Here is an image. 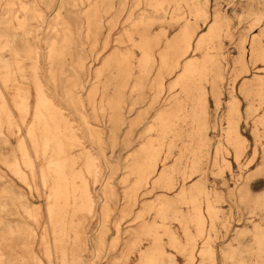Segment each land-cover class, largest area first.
<instances>
[{
  "label": "rangeland",
  "instance_id": "rangeland-1",
  "mask_svg": "<svg viewBox=\"0 0 264 264\" xmlns=\"http://www.w3.org/2000/svg\"><path fill=\"white\" fill-rule=\"evenodd\" d=\"M194 3L203 14H193L190 6ZM174 6H166L163 17L157 18L149 0H125L123 5L120 0H0V53L5 60H10L14 51L19 54L25 79L18 71L15 79L30 93L25 123L11 96L8 102L14 125L3 122L1 127L0 254L6 257L0 264H8L10 257L16 264L264 262L248 250L254 244L253 225L264 229V125L260 123L264 118V93L262 97L257 93L261 83L264 89V71L259 70L264 66L255 56L264 50V0H186L176 9ZM185 20H191V31L197 30L204 37L210 28L218 27L219 35L207 52L217 57L222 78L212 85L215 75L210 74L204 82L209 146L201 157V171L186 179L191 173L195 147L189 145L198 137L193 136L191 121L182 120L181 132L170 134L168 140L175 147L161 150L156 173L147 184L139 186L133 163L148 155L143 151L150 141L158 148L163 135L160 111L181 91L180 87L171 88L182 69H164L160 53L165 44L182 39ZM143 30L150 32L152 41L159 39V46L152 42L154 58L146 70L141 67ZM54 42L56 53L51 65L48 51ZM5 45L8 46L2 50ZM29 49L37 52V73L46 94L61 109L62 118L75 135L77 143L71 150L75 169L88 179L94 199L92 213L72 217L73 210L70 211L68 222L73 218L81 243L77 255H73L76 249L71 242L75 236L69 233L64 259L53 248V227L46 213L49 189L38 175L43 162L34 155L26 137L36 101L32 81L35 55L29 58ZM169 53L173 63L180 60L184 64L193 57L190 53L182 56L181 49ZM203 54L197 53L194 59L201 60ZM120 60L124 64L118 66ZM127 61L134 77L127 74ZM255 75L263 82L254 79ZM136 79L143 87L135 89ZM0 88L5 94L1 81ZM8 89L10 95H15L13 83ZM233 102L240 112L233 119L244 144L239 161L226 135ZM21 140L34 164V174L23 163ZM86 151L95 159L96 179L87 173ZM166 156L168 159L161 161ZM178 159L182 163L173 174L175 188L170 191L165 183L157 181L161 170ZM14 163L23 173L21 177L11 170ZM196 182L202 183L206 194L180 199L182 187L189 189ZM23 203H27L30 213ZM210 206L216 215L209 211ZM198 217L204 225L198 226ZM143 224L152 228L144 230ZM28 231L35 233L36 241L27 250L22 242L26 237L23 233ZM156 242L162 253H154ZM192 245L195 257L190 262L186 250ZM207 245L215 251L213 260L198 255V250ZM231 248L240 252L233 260H225L223 252ZM142 254H155L156 260H143Z\"/></svg>",
  "mask_w": 264,
  "mask_h": 264
},
{
  "label": "bare ground",
  "instance_id": "bare-ground-1",
  "mask_svg": "<svg viewBox=\"0 0 264 264\" xmlns=\"http://www.w3.org/2000/svg\"><path fill=\"white\" fill-rule=\"evenodd\" d=\"M185 1L186 0H149V3L151 8L154 10L152 13H154L155 17L161 18L166 11V6L174 4L176 9V6L180 2ZM124 3L125 0H120V5H123ZM190 9L195 15H201L204 13L202 8L196 3L192 4ZM117 13H119V15L121 14V8L117 10ZM58 18L59 15L56 16V19ZM144 21L145 19H143L141 23ZM185 21L182 39L175 41L170 45L165 44L166 46L160 53L162 67L164 69L171 70L172 72L180 68L182 69L179 77L176 79L175 85L171 88L173 90L176 87H180L181 91L179 95H175L174 97L170 98V101L165 106V110L160 111V113H162L159 115L158 119L162 125L163 135L159 140L158 148L154 141H150L144 148L145 151H143L145 153L144 155H148L143 159L138 157L133 163L135 165L134 172L139 176V186L143 183L147 184L150 177L156 173L161 150L166 146L169 149L175 147L174 142L169 143L168 140L170 138V134H176L175 132L178 133V131L181 132L182 128L180 127L179 122L182 120L191 121V131L194 133L193 136L194 138L196 136L198 137L196 138V142L193 141V144L189 145V147H195L193 148L194 152L193 156L191 157V173L186 179L192 178L201 171V157L203 153L205 154V151L209 146V137L207 132L209 129V118L206 111L207 94L205 91L206 87L204 86V82L208 80L210 74L215 75V78L212 80V85L216 83L217 79L222 78L220 74H218L220 67L217 57L207 52L209 50V44L216 36L219 35L217 32L218 27L210 28L209 34L204 37L197 34V30H190L193 27L191 20ZM262 32L264 33V30ZM56 34H58V32H56ZM152 42H156L159 46V39L156 38V41H152L150 38V32H148V30H143L141 33L140 49L142 52L141 67L144 70L149 67L154 58V46H152ZM55 44L56 43L54 42L48 51V59L51 65H53V55L56 53ZM7 46L8 45H5L2 50H4ZM175 49H181L182 56H186L190 53L193 54V57L187 60L184 64H182L180 60H177L175 63H173L170 60L169 52ZM202 52L204 54L201 60L194 59L197 53ZM33 54L35 57L33 58L34 67L32 69V81L34 83L36 101L32 114L33 120L30 122L26 137L30 141L31 148L35 153L34 155H36V157L43 162V167L40 171V174L38 175L40 182L46 185V187L49 189V193L47 195L50 203L47 207L46 213L48 223L51 225V227H53V248L56 249V251L59 252V254L64 259L67 254V245L69 244V233L73 232L75 236L71 242V244L73 243L74 249H76L72 253L73 255H77V251L80 249L81 243L80 234L76 230L73 218L68 222L70 211L73 210L72 217H76L77 214L81 212L90 214L95 209L94 199L88 187V179L81 171H77L75 169V158L71 154V150L73 149L72 145L77 143L75 135L70 130L68 123H66L62 118L63 116L61 109L54 105L52 99H50V97L46 94L44 86L39 79L37 73V52L34 49H29L26 51V55H28L29 58H31V55ZM255 56L260 57L261 64L264 66V50H262V52L255 53ZM18 57L19 54L14 51L12 52L10 60H5L3 55L0 53V81L3 87H5L6 92L4 94V91L0 88V134L2 131L1 127L3 122H6V124L9 126L14 125L8 102L11 96L14 103L13 105L18 110L22 123H25L29 116V90L28 88L18 86L15 79V73H17V71L20 76L25 79L24 69L19 66ZM123 61L124 60L118 61V66L123 65ZM240 63L242 66L244 65L242 58ZM127 66L129 70L127 71L129 78H131V76L134 77V75L130 72L131 68L128 61ZM243 67H245V65ZM259 70L264 71V67L260 68ZM50 72L52 71L50 70ZM254 79H257L259 83L263 82L259 75H255ZM51 80H55V77L51 76ZM11 83H13V86L15 87V95H10L11 93H9L8 87ZM143 85L144 84L141 82V80L136 79L134 84L135 89H139L143 87ZM262 85L263 83L260 84V88L257 92L259 97H262L264 93ZM214 92H216V90H214ZM119 108H117V110ZM234 114L238 116L240 115L239 108L235 102L231 103L230 106V120L226 135L227 142L233 146L235 150V159L236 161H239L244 151V144L237 123L233 119ZM260 123L264 125V118L260 121ZM19 150L22 153L23 163L26 167L33 171L34 174V164L32 163L31 158L28 155V150L25 147V143L22 140L19 145ZM84 157L86 161L87 173L96 179L97 168L95 166V159L92 157L89 151L84 153ZM167 159L168 158L166 156V158L164 160L162 159L161 161L165 162ZM181 163L182 161L178 159L171 167L161 170L157 183H165L170 191L173 190L175 188V184H173V174L177 169H179V165ZM11 170L14 171L18 177H21L23 174L19 170L17 163L11 165ZM183 173L186 174V170L183 171ZM194 194H196V196L206 194L201 182H196L189 189L183 186L180 191L179 198L185 199L190 195H192V197H196ZM24 206L28 208V213H30L27 203H25ZM5 211L7 210L5 209ZM209 211L216 215V211L211 206L209 207ZM197 224L198 226L204 225V221L198 217ZM141 227L144 230L152 228L146 226V224L141 225ZM253 231L254 244L249 247L248 250L255 253L257 260L264 261V229L261 225L254 224ZM23 234H26V237L23 239V242H20L23 243V247H25L27 250L32 249L31 247L33 242L36 241L35 233L28 231ZM13 240L14 239H12V241ZM42 242L45 244L43 238ZM155 245L156 246L153 250L156 254L161 250V248L157 242ZM46 248L49 250L48 246H46ZM186 251H189L188 258L190 262H192L195 257V245H192L191 249H187ZM239 252L240 251L231 248L223 252V257L225 260H233L239 254ZM160 253L162 252L160 251ZM4 254L1 252L0 261L6 257ZM155 254H142L141 258L146 261H155ZM6 255L8 258L10 254L7 252ZM198 255L203 259L209 257L213 260L216 257L214 249L209 245L204 246L201 248V250H198ZM10 260L7 261L8 264H16L13 260ZM262 264H264V262Z\"/></svg>",
  "mask_w": 264,
  "mask_h": 264
}]
</instances>
